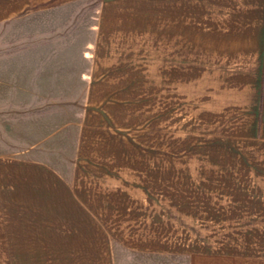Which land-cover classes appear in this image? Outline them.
Listing matches in <instances>:
<instances>
[{"label": "rangeland", "instance_id": "1", "mask_svg": "<svg viewBox=\"0 0 264 264\" xmlns=\"http://www.w3.org/2000/svg\"><path fill=\"white\" fill-rule=\"evenodd\" d=\"M97 1L56 23L59 51L38 60L45 62L42 70L32 72L37 59H27L24 67L31 72L24 75L37 82H21V73L14 72L17 81L4 83L12 77L5 48L20 47L21 29L8 40L0 26V116L7 110L11 118L2 119L7 125L0 127V140L28 158L30 264H220L208 258L195 263L194 253L229 252L246 256L236 264H264L262 101L254 107L258 40L242 39L243 50L227 62L219 52L202 49L207 40H197L195 28L228 14L240 21L234 7L157 0L140 40L120 42L118 54L96 55L93 38L85 53ZM29 32H36L35 25ZM193 40L199 47L191 46ZM21 61L13 58L16 71ZM256 119L258 132L251 135ZM87 183L110 198L122 197L120 213L107 214L103 199L69 214L74 186ZM207 193L217 199L207 200ZM60 205L66 211L56 214ZM154 219L157 227H171L172 233L159 237L171 236L172 250L180 251L184 239V263L177 254L135 248L149 238L145 231Z\"/></svg>", "mask_w": 264, "mask_h": 264}, {"label": "crops", "instance_id": "2", "mask_svg": "<svg viewBox=\"0 0 264 264\" xmlns=\"http://www.w3.org/2000/svg\"><path fill=\"white\" fill-rule=\"evenodd\" d=\"M90 0H0V26L5 25L7 34L10 35L8 40L12 39L13 34H18L15 32L16 27L20 26V47L14 48L12 45L7 44L5 48L6 59H10V73L20 72L21 82L23 77L27 78V82L38 81V77L29 78L25 77V73L31 72L27 65V59L29 57H36L38 65L32 70V72L39 71L40 66L45 62L41 63L38 60L48 55L55 56L58 51L55 48V42L60 38L59 27L56 26L62 17H75L78 8H85L88 6ZM263 1V3H262ZM203 4V3H202ZM210 6H202L201 4L189 5L191 7H211V8H221L223 6L234 7L237 14V18H241L240 21H232V15H227L225 19H215L212 18L211 21L197 23L195 28L196 39H204V45L202 43V49H211L216 51L219 55H222L227 62H233L232 52L236 51L238 48L243 50L242 39H247L251 36L258 40V51L255 53V60L257 64L255 65V73L257 74V79L254 83V96H256L254 107L257 110L258 105L262 101L263 112H264V83H261V75L264 68V0L255 1L253 0H208ZM206 5V3H204ZM158 6L157 0H98L95 10V15L92 12L89 13V24L90 28L86 29L84 40H85V50L86 48H92V39L95 40V52L96 55H109L119 53L116 46L122 41H129L131 39L140 40L142 28L141 25H146L151 22L150 16L152 14L155 17V12L150 11ZM253 8V9H252ZM82 12V11H81ZM87 17L86 10L83 11ZM214 14V13H213ZM86 20V19H85ZM93 21L96 24H93ZM36 32H29L30 27ZM253 26V27H252ZM94 31V35H92ZM144 31L145 28H144ZM237 39V41H234ZM36 40L34 44L33 41ZM193 40L191 46L197 48L199 47V41ZM210 40V41H208ZM212 40V41H211ZM218 40V44L216 42ZM115 41H118L115 42ZM201 41V40H200ZM123 44V42L121 43ZM112 47V48H111ZM103 49L106 52H103ZM121 55H128V52L121 50ZM84 55V54H83ZM20 57L21 69L16 71L12 60L14 57ZM114 71L112 70H107ZM106 72V73H107ZM4 83H14L17 81L14 76ZM0 83H2L0 81ZM17 83V82H16ZM6 105V104H5ZM5 110L3 116H0V127H6L7 123L1 124L2 119H9ZM258 113H256L257 116ZM9 117V118H8ZM258 119L253 121L249 127V133L251 130V135H256L258 132ZM214 122V121H212ZM12 126V123H11ZM1 131L3 129H0ZM1 139V138H0ZM7 139L0 140V264H30L29 262V248L30 244H34L33 235L30 236V224H29V176H28V158H23L24 151L18 150L17 148L12 149L7 145ZM13 151H16V157H13ZM26 151H28L26 149ZM20 155V157H18ZM24 159V160H23ZM248 167H254L251 163H246ZM50 186V182H48ZM76 185V184H75ZM75 187V188H74ZM74 191L69 197V204L67 206L68 210L71 212L69 214H74L75 210L79 211L81 214V204L83 206L87 205L89 208L94 207L100 201H103L101 207L105 208L108 214L111 209L116 210L120 213V209L123 206V198L114 197L110 198L107 194L100 193L95 186L89 187V183L85 187L79 188L74 186ZM88 192V193H87ZM104 194V196H103ZM206 199H217L213 193H207L203 195ZM219 197V195H217ZM200 198V197H199ZM198 198V199H199ZM189 199L184 195V200ZM41 205V200H39ZM49 202V198H47ZM99 202V203H100ZM56 206V205H55ZM78 207V208H77ZM40 208V207H38ZM44 208V207H43ZM53 208V207H52ZM66 206L55 207L58 209L56 214H61V211L65 210ZM41 209V208H40ZM86 209V207H85ZM88 209V208H87ZM157 208H154V214L157 213ZM73 211V212H72ZM91 211V209H90ZM110 214V213H109ZM113 214V213H112ZM75 215H78L76 213ZM157 223L152 220L151 226L145 232H148L149 238L139 239L136 241L135 248L142 252H155L159 253L164 251L166 254H177L182 256L184 263V239L180 240L179 247L182 248L180 251L172 250L174 247L173 239L171 236L166 237L161 240L159 235L162 232L169 231L172 233V229L169 226L163 228L157 227ZM33 239V243H31ZM189 253V252H188ZM196 259L193 262L199 263L198 261H203L205 258L214 260L215 263L236 264L238 261L244 263L246 256L238 257L235 252L231 254L222 255H211L194 253ZM199 254V255H198ZM209 255L211 257H208ZM223 256V257H221ZM238 258V259H237ZM237 260V261H236Z\"/></svg>", "mask_w": 264, "mask_h": 264}]
</instances>
